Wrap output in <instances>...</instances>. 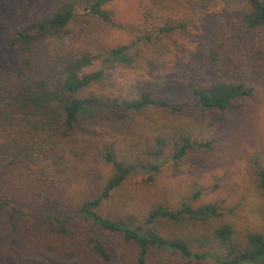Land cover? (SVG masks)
I'll return each mask as SVG.
<instances>
[{
	"label": "rangeland",
	"instance_id": "obj_1",
	"mask_svg": "<svg viewBox=\"0 0 264 264\" xmlns=\"http://www.w3.org/2000/svg\"><path fill=\"white\" fill-rule=\"evenodd\" d=\"M61 1L0 0V62L13 75L21 71L15 50L9 45L16 29L33 17L50 12ZM107 7L114 11L113 21L86 16L81 8L71 32L51 43L101 50L128 41L122 24L172 17L182 19L188 27L162 43L144 48L141 59L111 71L108 80L91 91L137 94L142 89H153L173 100H185L190 94L183 79L217 78L205 61L208 48L215 45L227 65L241 68L253 94L233 111L213 110L197 116L191 112L172 115L152 110L124 121L86 120L85 127L70 136H64L56 123L44 118L48 108L55 111L53 105H29L24 111L20 106L1 102L0 197L20 195L33 178L39 177L47 179L60 202L62 197L80 202L96 196L112 173L111 166L95 154L102 142L142 145L151 135L185 127L200 140H211V146L192 150L178 165L170 160L152 182L142 173L131 176L102 202L99 212L111 218L135 215L140 223L157 203L171 208H178L183 201L195 207L215 203L225 214L222 220L234 225L238 237L243 238L249 231H264V198L256 173L258 165L264 167V66L252 58L253 36L241 23L245 2L113 0ZM149 9L151 15L145 16ZM45 172L54 180H49ZM197 189L202 194L192 201ZM17 222V218L11 220L5 210H0V264H77L78 259H66L53 252L15 254L9 240L13 223ZM103 241L113 253L112 260L96 264H136L134 244L113 233H104ZM148 264L194 263L179 254L156 249L150 251ZM200 264L217 263L204 260Z\"/></svg>",
	"mask_w": 264,
	"mask_h": 264
},
{
	"label": "trees",
	"instance_id": "obj_2",
	"mask_svg": "<svg viewBox=\"0 0 264 264\" xmlns=\"http://www.w3.org/2000/svg\"><path fill=\"white\" fill-rule=\"evenodd\" d=\"M111 1L62 0L50 12L17 28L9 45L15 50L21 71L13 75L0 62V103L22 109L34 104L53 105L55 111L48 108L44 118L56 123L64 136H70L85 127L86 120L124 121L152 110L172 115L191 112L197 116L213 110L233 111L253 94L241 68L227 65L215 45L208 48L205 61L217 78L183 79L190 94L185 100H173L153 89H142L137 94L91 91L107 81L119 66L128 67L141 59L144 48L162 43L188 27L182 19L172 17L122 24L128 41L101 50L51 43L71 32L81 8L86 16L113 21L114 11L107 7ZM242 1L245 8L241 23L253 36L251 56L264 66V0ZM151 12L149 9L145 16ZM127 142L106 140L97 147L95 154L111 166L112 173L96 196L80 202L62 197L60 202L47 179L39 177L33 178L20 195L0 197V210H5L11 220L18 219L9 240L12 251L17 255L53 252L66 259L76 258L77 264L109 262L113 253L104 243L103 234L113 233L135 245L136 264H148L150 251L156 249L179 254L194 264L204 260L217 264H264V231H249L243 238L238 237L234 225L222 220L225 214L215 203L195 207L183 201L178 208L157 203L140 223L135 215H102V202L131 176L142 173L152 182L170 160L178 165L192 150L212 144L185 127L151 135L142 145ZM256 173L264 198V167L258 165ZM45 175L54 180L50 174ZM2 180L0 173V183ZM201 194V189H197L191 200H198Z\"/></svg>",
	"mask_w": 264,
	"mask_h": 264
}]
</instances>
